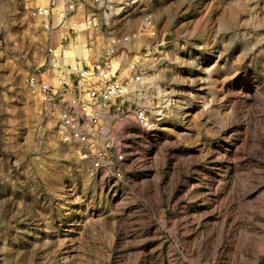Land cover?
<instances>
[{"label":"rangeland","instance_id":"374dc122","mask_svg":"<svg viewBox=\"0 0 264 264\" xmlns=\"http://www.w3.org/2000/svg\"><path fill=\"white\" fill-rule=\"evenodd\" d=\"M41 4L0 0V264H264V0H144L166 108L122 179L29 87L54 42Z\"/></svg>","mask_w":264,"mask_h":264},{"label":"built area","instance_id":"2783aa9c","mask_svg":"<svg viewBox=\"0 0 264 264\" xmlns=\"http://www.w3.org/2000/svg\"><path fill=\"white\" fill-rule=\"evenodd\" d=\"M46 1L34 15L54 42L29 87L94 173L126 178L127 137L166 108L151 104L160 93L155 13L144 0Z\"/></svg>","mask_w":264,"mask_h":264},{"label":"bare ground","instance_id":"6f19581e","mask_svg":"<svg viewBox=\"0 0 264 264\" xmlns=\"http://www.w3.org/2000/svg\"><path fill=\"white\" fill-rule=\"evenodd\" d=\"M41 3L45 4L47 1L46 0H40ZM78 50V49H77Z\"/></svg>","mask_w":264,"mask_h":264}]
</instances>
